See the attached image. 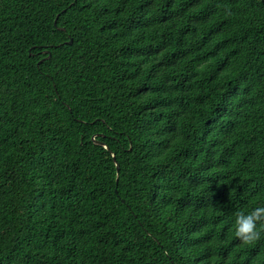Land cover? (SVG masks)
<instances>
[{"label": "trees", "instance_id": "obj_1", "mask_svg": "<svg viewBox=\"0 0 264 264\" xmlns=\"http://www.w3.org/2000/svg\"><path fill=\"white\" fill-rule=\"evenodd\" d=\"M257 206L264 0H0V264H264Z\"/></svg>", "mask_w": 264, "mask_h": 264}, {"label": "clouds", "instance_id": "obj_2", "mask_svg": "<svg viewBox=\"0 0 264 264\" xmlns=\"http://www.w3.org/2000/svg\"><path fill=\"white\" fill-rule=\"evenodd\" d=\"M262 226L264 206H257L249 212H238L235 215V235L244 244H252L259 240L264 235Z\"/></svg>", "mask_w": 264, "mask_h": 264}, {"label": "water", "instance_id": "obj_3", "mask_svg": "<svg viewBox=\"0 0 264 264\" xmlns=\"http://www.w3.org/2000/svg\"><path fill=\"white\" fill-rule=\"evenodd\" d=\"M69 43L71 44V41H70ZM45 53L48 55L47 58H45V59H49V58H50V53H49L48 51H45ZM41 62H42V61H41ZM41 62H39L38 65H39ZM93 142H94L96 145H99V146L104 147L105 149H108V148H107L103 143H101V142L94 141V140H93ZM109 153L111 154L110 151H109ZM111 155H112V154H111ZM112 159H113V161H114V163H115V165H116V170L118 171L119 167H118V165H117V163H116V160H115V158H114L113 155H112Z\"/></svg>", "mask_w": 264, "mask_h": 264}]
</instances>
